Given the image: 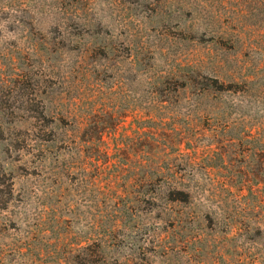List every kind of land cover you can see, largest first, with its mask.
<instances>
[{
    "label": "rangeland",
    "instance_id": "1",
    "mask_svg": "<svg viewBox=\"0 0 264 264\" xmlns=\"http://www.w3.org/2000/svg\"><path fill=\"white\" fill-rule=\"evenodd\" d=\"M0 264H264V0H0Z\"/></svg>",
    "mask_w": 264,
    "mask_h": 264
}]
</instances>
